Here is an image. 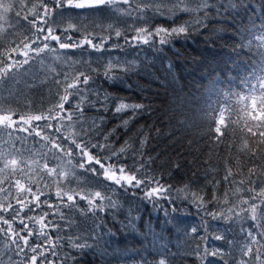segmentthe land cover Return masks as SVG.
I'll list each match as a JSON object with an SVG mask.
<instances>
[{"label": "trees", "instance_id": "1", "mask_svg": "<svg viewBox=\"0 0 264 264\" xmlns=\"http://www.w3.org/2000/svg\"><path fill=\"white\" fill-rule=\"evenodd\" d=\"M9 2L14 4L13 11L0 8V27L4 29L0 32V59L23 36L33 34L29 23L33 17H24L32 3L39 10L40 0H25L20 16L15 14L21 10L20 0ZM43 2L51 10L49 22L56 21V34L65 43L87 39L105 43L102 51L88 45L60 49L66 53L67 63L57 64V73L48 75L46 83L36 78L46 75L36 60L31 62L30 74L0 83V108L11 109L17 121L11 129H0V154L18 152L23 157L15 170L0 171V205L19 209L27 203L21 217L48 213L44 217L45 236L39 235L40 225L34 219H26L33 229L28 236L12 209L0 211L12 229L28 239L27 245L19 241L24 246L19 252L17 244L0 232V264H31L33 255H37L38 264H44V256L48 264H160L162 260L164 264H260L252 259L259 244L251 245L249 256L241 252L248 242V231L258 241L264 239L259 235L264 229L243 218L248 212L242 201L254 195L251 187L264 186V138L247 131L252 127L258 132L260 121L245 115L246 106L254 114L251 100L241 98H259L264 92L260 87L264 79V0H136L131 8L119 0L113 7L83 10L53 8L55 0ZM147 3L151 4L141 10ZM70 22L76 28L66 31ZM181 27L183 33L169 31L164 42L160 41L163 33L149 37L148 43L133 39L140 28L155 32L157 28ZM52 44L58 48L56 41ZM8 55L23 59L10 51ZM73 61L77 63L73 65ZM44 63L52 61L48 58ZM109 64L118 70L106 74ZM77 70L91 76L88 93L92 94L91 102L85 104L87 121L83 122L85 132L91 126L92 135L82 134L77 140L103 145L102 135H108V146L91 147L95 158L88 161L74 144L64 141V148L72 155L59 152L61 159L48 163L56 167L61 160L67 165L71 159L68 167L74 166L73 174L61 177L57 167L52 176L46 172L37 175L39 169L33 170L31 160L43 163L41 154L51 145L42 148L46 142L33 129L20 130L28 125L19 118L47 113L58 99L52 75L64 72L70 77ZM120 103L125 109L114 111ZM221 112L223 124L219 123ZM94 121L100 122L98 130ZM217 127L222 134L215 131ZM65 131L44 129L41 135L59 139ZM245 141L247 148L243 147ZM121 147L126 148L125 153L114 154ZM97 159L113 169L124 167L143 182L133 186L105 177ZM3 162L0 158V168ZM229 169L232 175L225 179ZM250 169L256 175H250ZM17 179L24 191L15 187ZM153 185H158L160 192L149 196L147 191ZM29 188L39 191L40 199L50 201L52 207L44 204L37 209ZM97 191L103 199L95 198ZM64 193L72 195L74 201L69 202ZM225 196L228 203H224ZM88 199H93L97 209L106 207L91 210ZM8 227L0 221V228ZM74 243L80 246L73 248ZM29 246L38 247V253Z\"/></svg>", "mask_w": 264, "mask_h": 264}, {"label": "snow or ice", "instance_id": "2", "mask_svg": "<svg viewBox=\"0 0 264 264\" xmlns=\"http://www.w3.org/2000/svg\"><path fill=\"white\" fill-rule=\"evenodd\" d=\"M119 0H55V3L52 5L53 8H60L63 9L65 7L68 8H74V9H89V8H97L101 6H108L113 7L115 4H117ZM124 4H127L129 8L133 6V4L136 3V0H123ZM151 3H147L142 6L141 10L143 8H146ZM26 7L25 0H20V9L16 11V15L20 16L21 11L24 10ZM0 8H3L4 10L13 11L14 10V4L12 2H9V0H0ZM117 11H121V9H116ZM31 15L33 17L32 20H29V23L32 25V28L34 29L33 34L31 36H23L18 44L11 49H6L5 53L3 54L4 58L0 59V83H4L5 81H16L20 78H23L25 75H28L32 72V61L36 60L37 63L40 64L41 68L44 69L46 75L44 79H41L40 77H36L37 79H40V82L46 83L47 76L51 74L57 73V64H65L67 63L66 59V53H62L59 50L60 49H68L70 47H84V45L90 46L95 51H102L105 41H102L99 44L94 43L91 39H87L85 41L77 42L76 44L69 45L68 43H65L61 38L56 34L57 28H56V21L49 22V16L51 15V10L48 8V6L43 2V0H40L39 3V10L37 7V4L32 3L27 6V14L25 15V19H28V16ZM43 25V26H41ZM76 25L74 23H68L66 31L68 29H75ZM4 29L0 27V32H3ZM171 31L173 34L176 33H183L185 29L183 27L172 29V30H166L162 28H157L155 32H149L145 28H140L136 30V35L133 37L136 43H148L149 37L154 38L157 36H160L161 33L164 34L160 38L161 42H164L166 36L168 35V32ZM141 33H144L143 36H141ZM115 36L117 38L121 37V32L119 30L115 31ZM52 41H56L58 44V48L56 45L52 44ZM125 42L128 43L129 40L126 37ZM84 50H87L85 47ZM16 53L17 56L23 57V59H17L16 57L12 55H8V52ZM50 58L52 63L51 64H45V59ZM73 65L76 64V61L72 62ZM28 67H25V66ZM116 69L113 65L109 64L106 69L105 73H109L112 71H116ZM60 76H63L64 79L61 80ZM91 80V76L87 72L79 71L77 70L75 73L71 74L69 77L68 74L64 72H60L56 75H52V82L53 84L57 85V91L56 96L58 99H56L52 107H50L47 110V113H41V114H25L21 116L19 119L26 125H28V128H22L20 130L22 131H29V129H33L35 131L36 136H40L41 139H43L46 144L42 145L41 147H47L48 144L51 145L50 148H48L47 153L41 154V159L44 161L43 163L40 162V160H37L35 158H32L31 163L35 166L33 169L34 171L36 169H39V172H37V175L40 174V172H46L48 176H52L53 173H56L57 167L60 168L59 175L61 177L63 176H71L73 174V167H68V165L72 164L71 159L67 161V165L63 163L61 160V163L58 164L56 167H50L48 161L50 159H58L60 160L61 157L58 155L59 152H63L65 155L71 156L72 152L67 151L64 148V141H70L71 144L75 145L76 149L80 150V153L82 156L87 157L88 161L94 160V155L90 154V148H106L108 146V135H102L105 143L103 145L99 143H93L89 145L87 142L81 143L77 140V137H80L83 135H92L91 126L87 132H85L83 128V122L87 121V116L85 115V104H88L91 102L90 97L92 96L91 93H88V85ZM260 87L264 89V79H262ZM62 88V91H61ZM87 93V94H86ZM73 98H76V102L73 103ZM241 99H250L251 105H252V112L254 114H250L248 112V107L246 106L244 111L245 115H251V118L253 120H259L260 123L257 125V127L260 129L258 132L253 131L252 127H248L247 131L250 132L252 135H259V137L264 138V92H262L257 98L256 96L252 97H242ZM103 103V101H101ZM67 106V107H66ZM126 105L124 103H120L118 107L114 109L116 112H121L125 109ZM48 121V123L44 125H33V121ZM52 121H55L56 123L53 124ZM67 121V123H65ZM17 123L16 120L13 119V113L11 109H3L0 108V129H11L14 127V125ZM124 123H127V120L124 121ZM220 124L224 123V114L223 112L220 113ZM80 125L78 128L77 125ZM93 124L95 125L96 130L100 127V122L94 121ZM56 133H61L62 129H65L66 131L59 137L49 136L47 133L44 135H41L42 131L44 129H53ZM215 131L218 134L221 133V128L217 127ZM9 136H11V133H8ZM142 143H146V141H142ZM244 148H247V141H245ZM56 150V151H53ZM126 148L121 147L119 149V153L114 154H123L125 153ZM49 153L51 155H49ZM0 158H3V168H0V171H4L6 169H13L15 170L17 165L21 163L23 157L22 154L18 152H5L0 154ZM97 164H102V161L97 159ZM83 167V165H81ZM90 171H94V169H90ZM120 173L119 179H122L126 181L128 184H131L133 186L141 184L143 181L138 178L135 175H125L126 169L124 167H120L118 169ZM250 175H256L254 169H250ZM109 172H113V175H115L113 167L109 165L107 167V171L105 172V175L107 176ZM232 175L231 169L228 170L227 175L225 179H228L229 176ZM4 179H8L7 176L4 177ZM119 182V180H117ZM253 181L249 179V184L251 185ZM15 187L20 190L24 191L25 186L20 182L19 179L15 181ZM28 192H31L32 196L35 198L36 202V208L39 209L42 205L48 204L49 207H52V203L50 201H42L40 199V192H32L31 188L27 189ZM42 191V190H41ZM154 191H156L154 189ZM249 191L253 192L254 195H252L248 200L242 201L243 204L247 205V208L245 209L248 212V216L243 217L244 219H250L254 222H257L259 227L261 229H264V186H261L259 188L251 187ZM56 195L59 197L61 196V192L58 190ZM64 195L67 196V200L69 202L74 201V197L72 195H67V193H64ZM149 196L152 195V193L148 194ZM94 196L97 200L103 199L101 192L97 191L94 193ZM81 199H85V196H81ZM21 200L23 198H20ZM251 201V202H250ZM88 204L90 205L91 210H104L106 206L100 205L99 209H97L96 205L94 204L93 199L87 200ZM224 203H228L227 197L225 196ZM28 207L27 203H22L21 208L19 209H13V206L11 204L0 205V211H8L9 209H12L13 215L15 217H18L20 219V223L23 225V231L27 233L28 236L32 235V227L25 223V220H32L34 219V222L36 224L40 225V231L39 235L45 236L44 229L47 227V225L44 222V217L48 216V213H43L40 216H37L35 218L29 216V217H21L20 212L23 211V208ZM111 207H115V205H111ZM229 211H232L230 208ZM214 217L216 216V213H210ZM223 215V213H221ZM237 216H239V213H237ZM64 219V217H61ZM226 219L231 220V216H226ZM0 221H2L4 224H8V229L0 228V232L5 234V237L7 239H11L13 243L17 244L18 251L23 252L24 246L19 244V241L23 240L24 245L28 244V239L26 236L20 235L19 232H16L14 229H12L11 224L8 219L0 216ZM50 223H55L54 221ZM245 235L248 237V242L245 243L244 247L241 248V252L243 256H249L253 253V248L251 245L259 244L260 247L256 249L255 255L252 257L254 261H259L260 264H264V239L258 241L256 238V235L253 234L252 231H248L245 233ZM259 235L264 238V232L259 233ZM222 236H217L216 239H222ZM52 241L49 240V244H51ZM73 248H76L80 246L79 244H73ZM30 250L33 253H38V247H32L29 246ZM213 255H216V252L212 253ZM42 255V254H41ZM44 264H48V258L46 256L43 257ZM31 264H38V258L37 255H33L30 257ZM52 264H55L53 261ZM160 264H164V261H160ZM241 264H249L248 261H242Z\"/></svg>", "mask_w": 264, "mask_h": 264}, {"label": "rangeland", "instance_id": "3", "mask_svg": "<svg viewBox=\"0 0 264 264\" xmlns=\"http://www.w3.org/2000/svg\"><path fill=\"white\" fill-rule=\"evenodd\" d=\"M85 158H87V157L84 156V159H85ZM107 167H108L107 165L102 166V169H103V175H105V172L107 171ZM118 169H119V168H118ZM118 169H116V168L113 169L115 175H113V172H109L107 176L105 175V177L111 178V179H113V180H115V181L119 180V182H123V183L128 184L126 181H124V180H122V179H119V177H120V173H119ZM128 174H129L128 172H125V175H128ZM154 189H155L156 191H154ZM159 192H160V187H159L158 185H153V188L147 191L148 194H149V193H152V195L157 194V193H159ZM148 194H147V195H148Z\"/></svg>", "mask_w": 264, "mask_h": 264}]
</instances>
